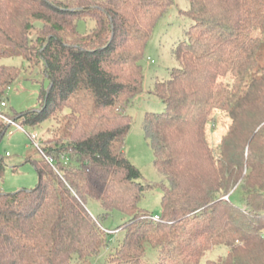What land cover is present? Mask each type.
<instances>
[{
  "label": "trees",
  "instance_id": "16d2710c",
  "mask_svg": "<svg viewBox=\"0 0 264 264\" xmlns=\"http://www.w3.org/2000/svg\"><path fill=\"white\" fill-rule=\"evenodd\" d=\"M189 2L179 67L153 90L165 110L145 117L166 180L155 221L140 208L152 186L125 152L127 109L143 91L148 41L175 0H0V60L21 57L49 83L37 109L9 115L33 130L57 124L43 148L60 171L30 158L35 189L0 184V264H91L109 248L113 232L102 225L112 211L128 219L107 264H264V0ZM19 74L0 65V104ZM6 135L0 120V145ZM8 154L0 152V183ZM90 200L104 217L92 216ZM217 249L227 253L209 258Z\"/></svg>",
  "mask_w": 264,
  "mask_h": 264
},
{
  "label": "rangeland",
  "instance_id": "374dc122",
  "mask_svg": "<svg viewBox=\"0 0 264 264\" xmlns=\"http://www.w3.org/2000/svg\"><path fill=\"white\" fill-rule=\"evenodd\" d=\"M190 7L189 0H175L174 6L156 25L148 41L142 62L145 74L143 91L127 109L128 115L132 118V129L126 139L125 152L131 163L142 173L141 182L152 186L143 197L140 208L154 215L162 213V186L166 180L164 174L155 166L154 150L145 132V117L149 113L158 114L165 110L164 102L153 94V90L156 83L167 81L171 71L179 67L175 50L181 42L186 40V34L193 24L191 19L182 13L188 11ZM87 27L85 22H81L78 29L84 34ZM0 65L20 69L19 77L6 94L7 112L11 115H21L37 109L41 92L43 89H47L49 84L40 66L32 67L23 58L16 56L1 59ZM226 123L227 121H224L217 126L212 134L213 138L226 132ZM56 126L55 122H49L41 129L33 130L28 127L27 132L14 131L12 136L6 135L0 145V152L4 156L9 153L10 156L6 158L8 168L5 179L0 184L7 193L36 188L39 175L29 159H41L42 157L32 142L31 134H38L43 145L56 138L53 133ZM48 128L52 131L51 133H47L49 132ZM14 167H17L16 171L13 170ZM88 210L94 218L104 217V211L96 201L88 202ZM127 219V216L118 211H112L107 218H103L102 226L105 230L113 233L108 235L109 248H103L97 256L92 258L91 264H107L110 249L116 247L118 237H123V234L117 235L116 230ZM155 221H160V219ZM211 253L208 257L217 259L221 255H225L227 251L217 249ZM147 257L152 259L156 255L150 252Z\"/></svg>",
  "mask_w": 264,
  "mask_h": 264
},
{
  "label": "built area",
  "instance_id": "2783aa9c",
  "mask_svg": "<svg viewBox=\"0 0 264 264\" xmlns=\"http://www.w3.org/2000/svg\"><path fill=\"white\" fill-rule=\"evenodd\" d=\"M7 107L8 105L6 100L2 101V103L0 104V120L8 126V135L12 136L14 134V131L27 132L28 127L25 125L24 119L12 118L7 112ZM31 139L36 150L41 154V157L53 167L57 174L60 175V171L56 165L55 159L52 156H49L44 151L39 135L36 133H32ZM62 159L64 160L65 157H62ZM153 219L159 220L160 217L156 215L153 217Z\"/></svg>",
  "mask_w": 264,
  "mask_h": 264
},
{
  "label": "water",
  "instance_id": "95a60500",
  "mask_svg": "<svg viewBox=\"0 0 264 264\" xmlns=\"http://www.w3.org/2000/svg\"><path fill=\"white\" fill-rule=\"evenodd\" d=\"M50 90H48V92H49Z\"/></svg>",
  "mask_w": 264,
  "mask_h": 264
}]
</instances>
